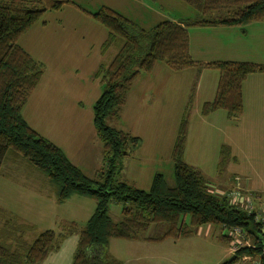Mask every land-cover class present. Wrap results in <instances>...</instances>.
Masks as SVG:
<instances>
[{"label":"rangeland","instance_id":"374dc122","mask_svg":"<svg viewBox=\"0 0 264 264\" xmlns=\"http://www.w3.org/2000/svg\"><path fill=\"white\" fill-rule=\"evenodd\" d=\"M73 1L90 11L110 7L136 19L143 28L167 19L179 21L198 16L196 9L184 0ZM134 1H139L140 12L134 9ZM252 24L241 27L247 30L242 33L239 27H233L236 31L225 27L229 29L212 32L208 27L189 26L194 59L210 57V54H197L200 47L207 53L216 44L226 42L234 59L264 64V20ZM107 36L103 25L91 20L75 5L65 4L60 10L43 13L16 40L42 63L44 78L52 79L54 70L52 81L44 83L42 93L54 85V91L66 97V108L78 104L74 109L77 112L81 109L79 115L69 113L61 117L51 114L44 102L27 99L22 107L23 117L40 135L57 141L90 178H96L104 166L102 143L92 123L93 105L103 89L102 78L96 72L99 65L111 61L120 46L119 39L104 46ZM56 46H61L60 52H54ZM58 57L65 58L69 65L56 64ZM65 77L67 84H62ZM218 77L217 70L206 69L199 76L195 67L172 69L163 62H156L150 72L140 73L126 95L119 119H106L108 125L139 138L137 147L122 159L121 169L114 177L116 181L148 190L154 174L162 173L167 184L173 186L172 149L179 124L189 108V139L183 159L202 172L210 191L216 194L217 188L226 190L217 177L232 176V181L236 175L248 177L251 185L257 187L248 193L260 194L255 190H264V106L254 107L251 84L249 92L246 91V110L254 109V112L248 114L245 110L241 121H229L226 111L218 109L209 117L211 120H203L202 104L213 99L212 86L216 87ZM253 121L256 125H251ZM230 132L239 133L240 142L229 150L231 158L220 165V143L232 137ZM95 207V199L78 194L58 203L55 187L41 171L20 154L6 152L0 167V235L6 236L19 224L30 225L33 227L24 235L30 243L40 232L46 229L58 232L71 222L83 229ZM121 208V203L110 201L108 214L114 221L120 219ZM189 228L191 232L187 235L152 240L165 232L166 225L151 224L138 239H110L107 251L120 264H220L231 256V242L222 237L227 233L224 227L203 224Z\"/></svg>","mask_w":264,"mask_h":264},{"label":"trees","instance_id":"16d2710c","mask_svg":"<svg viewBox=\"0 0 264 264\" xmlns=\"http://www.w3.org/2000/svg\"><path fill=\"white\" fill-rule=\"evenodd\" d=\"M198 12L186 20H164L149 28L119 11L101 6L87 10L73 0H0V167L11 150L41 171L56 189L58 203L78 194L95 199L96 207L83 229L74 222L54 231L40 232L30 243L24 239L30 225L19 224L0 235V264H40L62 241L78 235L71 264H120L107 251L112 238L138 239L151 224L164 223L165 232L152 240L190 234V225L213 224L224 228L240 226L255 247H242L232 264L244 254H255L264 246V232L254 214L229 203L226 195L210 191L202 172L183 159L189 108L179 124L172 149L174 185L162 173H155L148 190L116 181L121 162L138 145L139 138L110 126L107 118L118 120L134 79L150 72L156 62L172 69L195 67L219 72L215 95L205 101L201 114L224 109L231 119L243 110L242 83L251 74L264 73V64L251 61H197L189 52V26H241L264 20V0H184ZM73 4L108 31L104 46L119 39L120 46L107 65H100L103 89L93 105V126L102 143L104 166L96 178L86 176L62 149L34 130L22 115L29 94L38 84L43 65L16 43L20 34L46 11ZM229 148L222 145L220 165L226 162ZM110 201L122 204L120 219L108 214ZM14 220H16L14 218ZM3 222V221H2ZM4 223V222H3ZM24 223V222H23ZM231 242L228 232L222 235ZM233 254H231L232 256ZM264 264V259H263Z\"/></svg>","mask_w":264,"mask_h":264},{"label":"crops","instance_id":"0c3cea01","mask_svg":"<svg viewBox=\"0 0 264 264\" xmlns=\"http://www.w3.org/2000/svg\"><path fill=\"white\" fill-rule=\"evenodd\" d=\"M133 4H134V9L137 10L138 12H140V8H138V7H141V5L139 4V1H137V2L134 1ZM87 16L91 20H93L89 15H87ZM128 18L136 21V19H133L131 17H128ZM42 24L45 26V22L44 21L42 22ZM248 25H253V24L251 23V24H248ZM248 25H246V27H251V26H248ZM225 27H232V28L233 27H239L241 29L239 31L240 33L247 31V30H243V28H241V26H216V27H208V28L211 29L212 32L216 31V29H229V28H225ZM234 29L235 28H233V31H236ZM202 34L203 35H207L206 33H202ZM229 45L230 44L226 43V42H222L220 44H216L215 45L216 48H214L213 50H207V53H204V49H205L204 47H202V48L200 47V49L197 50V54H201L203 56L210 54L209 55L210 57H199V58H195L194 59V57H193V54H195L193 52L194 48H192V44H191L190 39H189V52H190L191 57L194 60H197V61L200 60V61H203V62H208V61H216V60H236V59H234V57H232L234 55H232V53H230V51L232 49L229 47ZM60 48H61V46H56L54 48V52H60L61 51ZM227 54H229V55H227ZM65 58L67 59L68 57L65 56ZM65 58H63V57L56 58V64L58 62H61L64 65H69L68 62L65 60ZM205 58H210V59H205ZM204 71H206V69L201 70L198 75L199 76L203 75ZM53 72H54V70H53ZM53 72L51 74L52 75V79H53ZM139 76H140V74L134 79L133 83L134 82L136 83V80L138 79ZM67 78L68 77H65L61 83L62 84H67V82H66ZM52 79L51 78H47L46 79V78H44V74H42L38 84L32 90V92L29 94L27 99H31V101H34V102H36V101L44 102L47 105L48 111L51 112V114L54 113L56 116L58 114H61L59 116L62 117V116H66V114H69V113L72 116H74V114H75V116L79 115L81 113V112H79V110H81V109L78 108V112L74 109L75 107H77L78 104H74V105H71V107L66 108V103H67L66 102L67 101L66 97L63 96L62 94H58V90L54 91V85L53 86L50 85V89H48L47 92L42 93L43 92L42 87H43L44 83L52 81ZM197 80H198V78H197ZM70 84H74V83H70ZM251 84H253V94H252L253 98L251 99V101L255 104L254 107H260L261 106L263 108V106H264V73L251 74L242 83L243 110H242L241 115L238 118H235L237 121H239L240 118L243 117L245 115V113H246L245 112V110L247 109L246 108V106H247V103H246V91L248 90V92H249V85H251ZM216 85H217V82H216ZM212 88L214 90H216L215 89L216 87L212 86ZM128 94H129V92H128ZM75 100L77 102L80 101V99H75ZM68 109H69V111H68ZM246 111H248V114H249V112H251V113L254 112V109L251 110V111H250V109H248ZM214 113H216V111H213V112H211L208 115H202L201 118L203 120H205V119L211 120L209 117H211V115H214ZM226 115H227V113H226ZM227 119H229V121L230 120H234V119L229 118L228 116H227ZM92 123H93V121H92ZM251 125H256V122L253 121L251 123ZM230 129H231V127H230ZM230 134H231L232 137H230L229 139H224L220 143V149H221L222 145H226L229 148V150L231 151L233 146H234V144L238 145V142H240V138H241L239 133L237 134L236 132H230ZM233 135H234V137H233ZM188 139H189V127H188V130H187L186 142H185V146H184V153H183L184 157H185V153H186V147H187ZM48 140L52 141L53 143H55L56 145L61 147V145L57 141H55L54 139L49 138ZM61 149L65 153V155L69 158V160L71 161V159H70L69 155L66 153V151L62 147H61ZM220 149H219V160H220ZM74 151H75V149H74ZM230 151H229V154H228L227 158H231ZM17 159H19V158H17ZM230 160H232V159H230ZM71 162L74 164L73 161H71ZM76 166H78V165H76ZM227 168H229V166H227ZM220 173L221 172H219V176H220ZM231 177L230 176H226V179L223 178V177H219V178L217 177V179H219L220 186L225 187L226 190H228L229 188L235 186L236 184H238L240 187H242V189L247 190V191H249V189L253 190L254 188H257L255 186L251 185L252 182L249 181L248 177L241 178V177L236 175L235 177H238L239 179L236 180V179H234L235 177L232 178V181L234 182V185L232 184V181H230ZM217 190H218V192H222V190L219 189V188H217ZM255 191L259 192L260 195H262V198L264 199V190L256 189ZM216 194H219V193H216ZM77 240H78V235L77 234L69 235L68 237H66L62 241V243L60 245V248L57 251H55V252L49 253L48 256L46 257V259L40 264H71L72 254H73L75 246H76L74 244L77 243Z\"/></svg>","mask_w":264,"mask_h":264},{"label":"built area","instance_id":"2783aa9c","mask_svg":"<svg viewBox=\"0 0 264 264\" xmlns=\"http://www.w3.org/2000/svg\"><path fill=\"white\" fill-rule=\"evenodd\" d=\"M238 180V177H235ZM220 195H226L230 204L244 209L248 213L254 214L255 222L259 223L261 231L264 232V199L260 194L255 193L254 195L248 193L247 190L242 189L238 184L223 190ZM228 235L231 237V253L235 254L237 250L242 247H255L253 242L247 237L245 231L240 226H233L225 228ZM264 259V246L261 247L260 251L255 254H244L237 258L232 264H263Z\"/></svg>","mask_w":264,"mask_h":264},{"label":"water","instance_id":"95a60500","mask_svg":"<svg viewBox=\"0 0 264 264\" xmlns=\"http://www.w3.org/2000/svg\"><path fill=\"white\" fill-rule=\"evenodd\" d=\"M235 257H236V255L235 254H233L232 256H230V258L228 259L229 261H232V260H234L235 259Z\"/></svg>","mask_w":264,"mask_h":264}]
</instances>
